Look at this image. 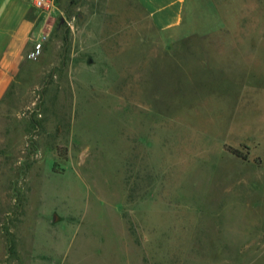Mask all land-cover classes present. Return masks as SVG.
Segmentation results:
<instances>
[{"label":"rangeland","instance_id":"1","mask_svg":"<svg viewBox=\"0 0 264 264\" xmlns=\"http://www.w3.org/2000/svg\"><path fill=\"white\" fill-rule=\"evenodd\" d=\"M51 1L0 106V264H264V0Z\"/></svg>","mask_w":264,"mask_h":264},{"label":"crops","instance_id":"2","mask_svg":"<svg viewBox=\"0 0 264 264\" xmlns=\"http://www.w3.org/2000/svg\"><path fill=\"white\" fill-rule=\"evenodd\" d=\"M160 29L181 24L186 0H137ZM27 0H0V106L19 74L38 16Z\"/></svg>","mask_w":264,"mask_h":264},{"label":"built area","instance_id":"3","mask_svg":"<svg viewBox=\"0 0 264 264\" xmlns=\"http://www.w3.org/2000/svg\"><path fill=\"white\" fill-rule=\"evenodd\" d=\"M28 2L32 3L33 6L39 8V9H50L53 5L51 0H27ZM42 44L38 42L36 44V51H39L41 49Z\"/></svg>","mask_w":264,"mask_h":264},{"label":"trees","instance_id":"4","mask_svg":"<svg viewBox=\"0 0 264 264\" xmlns=\"http://www.w3.org/2000/svg\"><path fill=\"white\" fill-rule=\"evenodd\" d=\"M11 87H12V85H11ZM11 87H10V88H11ZM10 88H9V90H10ZM8 92H9V91H8ZM8 92H7V94H8ZM7 94H6V96H7ZM6 96H5V98H6ZM5 98H4V99H5ZM3 101H4V100H3ZM231 151H232L234 154H237V155L240 154L239 151H237V150H233V149H232Z\"/></svg>","mask_w":264,"mask_h":264}]
</instances>
